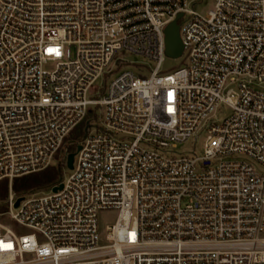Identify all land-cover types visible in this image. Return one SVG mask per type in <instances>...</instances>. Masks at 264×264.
Instances as JSON below:
<instances>
[{
    "label": "built area",
    "instance_id": "1",
    "mask_svg": "<svg viewBox=\"0 0 264 264\" xmlns=\"http://www.w3.org/2000/svg\"><path fill=\"white\" fill-rule=\"evenodd\" d=\"M202 2L0 0V264H264V0Z\"/></svg>",
    "mask_w": 264,
    "mask_h": 264
},
{
    "label": "trees",
    "instance_id": "2",
    "mask_svg": "<svg viewBox=\"0 0 264 264\" xmlns=\"http://www.w3.org/2000/svg\"><path fill=\"white\" fill-rule=\"evenodd\" d=\"M86 124L84 120L71 134V138L75 141L67 146L68 153L74 151L75 143L79 141V137L83 134ZM61 176V165L51 166L43 171L15 178L12 181L11 189L17 197H22L38 190H47L56 184ZM8 196V181L4 180L0 183V200H6ZM4 209V208H3ZM2 209V210H3ZM6 210H3V212Z\"/></svg>",
    "mask_w": 264,
    "mask_h": 264
},
{
    "label": "rangeland",
    "instance_id": "3",
    "mask_svg": "<svg viewBox=\"0 0 264 264\" xmlns=\"http://www.w3.org/2000/svg\"><path fill=\"white\" fill-rule=\"evenodd\" d=\"M186 2H187V4L189 6H191L192 3L199 2V0H186ZM211 6H212V0H203L202 3L195 5V10L198 11V12H204V11L208 10ZM126 59L128 61H131V62H133V61L134 62L135 61H140L141 63L149 64L146 60H144L142 58H139V57H135V56H127ZM182 61H183L182 58H179V59L166 58V59H164V61L162 63L161 69H162L163 73H168L171 70L177 68L182 63ZM134 67H135L134 65H130L127 68L128 69H131V70H135ZM143 73L146 74V75H148V71H145ZM102 84H103L102 81H98L96 83V85L99 88L102 86ZM90 94L91 93H89V95ZM90 96H92L93 98H95V94H92ZM82 136H83V134L80 135L79 140L82 138ZM200 144H201V142L199 141V144L198 145L200 146ZM76 146H77V143H75L74 150L76 149ZM188 148H189V143L188 144H180V145L178 144L176 146V151L186 150ZM57 161H61L59 163V165H61V173L64 176L67 173V170L65 168V165H66L65 164V161H62L59 158H57ZM55 165H57V162H56ZM8 192H9V185H8ZM5 202H6V200H3V201L0 200V214L3 212V210L6 207ZM116 216H117V212L115 210H105V211H101L98 214V223H99L100 229L102 231H104V229H105L106 226L112 224L115 221ZM0 222H3V223L6 222V223H9V224H13L7 217L2 216V215H0ZM26 232H27L26 229L17 228V233L18 234H22V233H26Z\"/></svg>",
    "mask_w": 264,
    "mask_h": 264
},
{
    "label": "water",
    "instance_id": "4",
    "mask_svg": "<svg viewBox=\"0 0 264 264\" xmlns=\"http://www.w3.org/2000/svg\"><path fill=\"white\" fill-rule=\"evenodd\" d=\"M182 14H178L174 20H172L164 30L165 34V55L171 59H179L183 51V45L179 36V24L178 20L181 18ZM80 147L77 146L76 150H79ZM75 152H71L67 155L66 166L68 169H72L73 159ZM62 186L54 187L53 191L60 189ZM21 197L18 198L14 204L15 207L18 206L21 201Z\"/></svg>",
    "mask_w": 264,
    "mask_h": 264
},
{
    "label": "snow or ice",
    "instance_id": "5",
    "mask_svg": "<svg viewBox=\"0 0 264 264\" xmlns=\"http://www.w3.org/2000/svg\"><path fill=\"white\" fill-rule=\"evenodd\" d=\"M3 245H2V242H0V247H2Z\"/></svg>",
    "mask_w": 264,
    "mask_h": 264
}]
</instances>
